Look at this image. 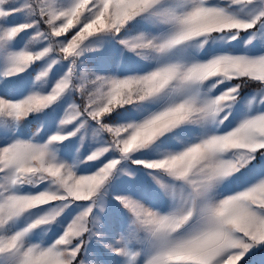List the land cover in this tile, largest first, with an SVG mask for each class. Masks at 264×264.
Listing matches in <instances>:
<instances>
[{"label":"snow or ice","instance_id":"6c2138e0","mask_svg":"<svg viewBox=\"0 0 264 264\" xmlns=\"http://www.w3.org/2000/svg\"><path fill=\"white\" fill-rule=\"evenodd\" d=\"M0 264H264V0H0Z\"/></svg>","mask_w":264,"mask_h":264},{"label":"rangeland","instance_id":"374dc122","mask_svg":"<svg viewBox=\"0 0 264 264\" xmlns=\"http://www.w3.org/2000/svg\"><path fill=\"white\" fill-rule=\"evenodd\" d=\"M35 127H36V126H35V125H33V130H35Z\"/></svg>","mask_w":264,"mask_h":264}]
</instances>
